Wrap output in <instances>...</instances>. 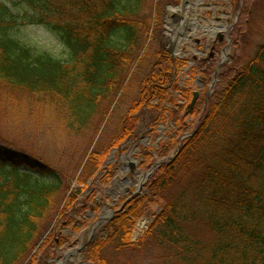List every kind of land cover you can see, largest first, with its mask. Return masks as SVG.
Segmentation results:
<instances>
[{"label": "trees", "instance_id": "1", "mask_svg": "<svg viewBox=\"0 0 264 264\" xmlns=\"http://www.w3.org/2000/svg\"><path fill=\"white\" fill-rule=\"evenodd\" d=\"M148 1L0 0V85L47 98L62 130L71 135L85 132L94 118L108 114L109 104L121 92L137 85L139 98L119 121L111 146L137 135L145 109H163L159 120L172 121L181 133L182 114L194 98L191 90L181 91L178 82L187 65L175 56L182 30L170 38L160 12L154 19L148 13ZM39 25L58 36L66 57L40 51L16 36L24 27ZM152 27L151 42L138 62ZM160 34L167 47L153 51ZM153 55V68L138 79V71ZM237 69L208 102L180 152L157 169L147 188L150 193L116 214L108 238L93 241L86 259L110 264L107 250L136 251L153 239L166 251L170 247L178 264H264V44ZM176 92H182L184 104ZM198 104L188 115H194ZM106 156L101 152L89 158L79 184L87 189ZM179 180H186V187L176 197H167ZM67 182L50 164L0 145V264H22L33 252L43 226L59 211ZM84 190L69 196L65 210L76 206ZM150 194L162 198V214L133 242ZM199 223L212 232L209 242L188 231ZM36 263L33 257L29 260Z\"/></svg>", "mask_w": 264, "mask_h": 264}, {"label": "rangeland", "instance_id": "2", "mask_svg": "<svg viewBox=\"0 0 264 264\" xmlns=\"http://www.w3.org/2000/svg\"><path fill=\"white\" fill-rule=\"evenodd\" d=\"M169 2L170 0H149L146 9L153 18H157L160 12L159 18L164 25V18L169 10L168 5L171 4ZM176 2L172 0L171 5H178L179 2ZM230 16L235 24L228 34V40L225 39L223 44L217 47L218 50L223 48L227 50L215 84L213 76L215 68L221 65L220 57L215 56L209 67L206 63L210 61V53L202 56L206 63L198 58L194 61L193 49L199 50L196 38L195 36L187 38L188 36H185L187 32H181L183 36H180V39L186 42L181 49L183 53L180 59L188 62L182 69L178 82L181 91L187 89L199 93V104L194 115H188L189 112L186 110L182 114L185 117V127L181 133L177 131L172 121L159 120L163 109L159 111L145 109L140 113L137 135L124 141L119 147L111 146L119 121L139 98L137 85L128 88L124 93L121 92V97L109 104L106 116L98 115L85 132L77 135L73 133L71 135L62 130L63 123L58 112L51 109L52 107L45 100L47 98L0 85V145L25 152L50 164L53 169L61 172L62 176H67L66 185L69 184L68 191L60 197L59 211L53 214L49 222L43 226L44 230L39 236L37 246L22 264H29L32 257L36 259V264H56V261L61 264H93L85 258L87 249L84 248L83 251V247L92 239L103 241L108 238V225L114 217L106 213L122 209L123 203L133 196L138 186H142L139 189L142 192L141 197L144 198L150 193L147 188L156 176L157 170L154 172L155 175L152 174L147 178L144 184H142L143 175L152 171L151 169L157 163L164 160H168L167 163L171 161L170 158L179 148H182L181 145L185 140L183 136L193 133L197 128L208 102H213L215 93L223 90L227 80L235 75L237 68L251 61L259 46L264 44V0H239ZM214 17L223 19L226 16L214 14ZM214 24L224 26V24L228 25V22L215 20ZM223 26L221 31L225 30ZM171 27L168 25L164 28L166 34H170L173 38L176 30H172ZM16 34L29 46L61 59L66 57L65 46L61 44L58 36L45 26L24 27ZM164 46L167 47V43L161 35L152 48L153 51H157ZM154 55L150 57L149 64L138 71V79L147 75L153 68ZM189 64H192V67ZM176 96L178 102L184 104L181 102L182 92H176ZM173 137H176L173 143H166L172 141ZM101 152L107 153L103 164L107 166L101 170L105 173L100 176L101 174L97 172L96 179L90 178L87 183V188L90 190H86L79 184V178L82 177L89 158L94 153ZM184 187H186V180H179L168 190L166 196L176 197ZM79 189L85 190L79 196L76 206L65 210L69 196ZM150 195V198L145 201L147 204L143 218L136 222L133 242L141 239L156 217L162 214L164 206L162 198L158 195ZM100 217H104V220L93 231ZM188 231L201 241L209 242L212 238V232L200 223L190 225ZM153 242V239L146 240L142 248L121 254L112 249L107 250L110 264H178L174 255L170 253V247L166 251L165 248ZM65 255L68 256L66 260H64Z\"/></svg>", "mask_w": 264, "mask_h": 264}, {"label": "flooded vegetation", "instance_id": "3", "mask_svg": "<svg viewBox=\"0 0 264 264\" xmlns=\"http://www.w3.org/2000/svg\"><path fill=\"white\" fill-rule=\"evenodd\" d=\"M176 1L182 2L183 0H176ZM238 1L239 0H192L191 10L193 13L194 12L199 13L201 10V7H205L204 12L206 11V13H208V17H210L211 14H224L226 17L223 18L222 20H224L225 22H228V25L224 24L225 31H224L222 38H220V37L215 38L214 37L208 41H207V39H205V37H201L202 38L201 40L198 38L196 39L197 40L196 41L197 47H198L199 51L201 52V54H199L197 56L198 60H200V59L203 60L202 56L207 54V53H210V61L206 63V61L203 60V63L205 61V63L207 64V67H209L213 63L215 56L220 57V59H221V62H219L220 64H222L224 61V57L226 55L227 48L226 49L223 48L222 50H218L217 47H219L221 44H223V41L225 39L228 40V38H227L228 34L233 29V25L235 24V22L232 20V18L230 16V13H232V11L235 9ZM169 3L172 4V0ZM171 4H169V5H171ZM229 22H230V25H229ZM193 25L199 29V23L198 22H194ZM203 43L205 45H203ZM208 43H209V45H208ZM193 54H194V52H193ZM197 58L196 59L194 58V61L197 60Z\"/></svg>", "mask_w": 264, "mask_h": 264}, {"label": "water", "instance_id": "4", "mask_svg": "<svg viewBox=\"0 0 264 264\" xmlns=\"http://www.w3.org/2000/svg\"><path fill=\"white\" fill-rule=\"evenodd\" d=\"M175 18H176V25L178 26V27H183L184 29H186V30H188L189 31V29L187 28V26H183L181 23H180V18H181V16H178V15H176L175 16ZM182 19V18H181ZM186 19V21L189 19L188 17H186L185 18ZM185 20L183 19V22H184ZM218 72V71H217ZM217 72L215 73V75H214V84L216 83V77H217ZM198 95H199V93H196L195 92V97H194V99H193V101H192V105L190 106V109H192L193 107H194V103L196 102V100H197V98H198ZM166 161H168V160H164L163 162H159V163H157L151 170L152 171H150V172H148V173H146L145 174V176H144V180H143V182H145L146 181V179L147 178H149L153 173H154V171H155V169L156 168H158L161 164H163L164 162H166ZM143 184V183H142ZM140 194V192H139V189L136 191V193L134 194V196H136V195H139ZM111 215L113 216V213H111ZM98 224L96 223L95 224V227L97 226Z\"/></svg>", "mask_w": 264, "mask_h": 264}]
</instances>
